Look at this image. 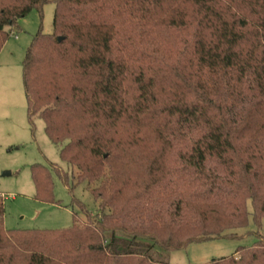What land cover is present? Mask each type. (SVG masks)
<instances>
[{
    "label": "trees",
    "instance_id": "1",
    "mask_svg": "<svg viewBox=\"0 0 264 264\" xmlns=\"http://www.w3.org/2000/svg\"><path fill=\"white\" fill-rule=\"evenodd\" d=\"M49 2L0 0V51ZM24 86L101 214L81 204L68 229L9 230L0 194V264H171L156 249L228 238L249 203L261 228L264 0H58ZM32 173L55 202L51 170ZM208 264H264V238Z\"/></svg>",
    "mask_w": 264,
    "mask_h": 264
},
{
    "label": "rangeland",
    "instance_id": "2",
    "mask_svg": "<svg viewBox=\"0 0 264 264\" xmlns=\"http://www.w3.org/2000/svg\"><path fill=\"white\" fill-rule=\"evenodd\" d=\"M56 1L34 9L21 18L0 51V194L4 202V224L9 230H65L74 214L86 220L81 204L93 215H100L87 182L77 184L78 170L60 156L62 145L51 142L40 116L29 117L24 86V61L33 39L39 33L52 34ZM49 168L53 176L55 202L41 201L33 180L32 167ZM10 171V176L3 172ZM174 180V177H171ZM182 183L169 186L175 191ZM165 193V192H163ZM163 198V197H162ZM248 225L229 232L228 238L191 243L184 249L155 253L171 264H208L234 255L242 246H253L264 238V222L256 227L251 203Z\"/></svg>",
    "mask_w": 264,
    "mask_h": 264
},
{
    "label": "water",
    "instance_id": "3",
    "mask_svg": "<svg viewBox=\"0 0 264 264\" xmlns=\"http://www.w3.org/2000/svg\"><path fill=\"white\" fill-rule=\"evenodd\" d=\"M62 38H59V41H61ZM11 175V172L10 171H5L3 172V176H10Z\"/></svg>",
    "mask_w": 264,
    "mask_h": 264
}]
</instances>
